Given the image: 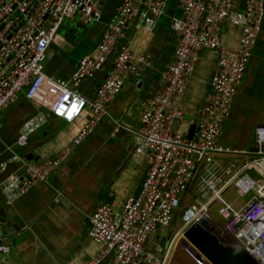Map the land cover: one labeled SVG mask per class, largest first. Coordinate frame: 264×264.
Returning <instances> with one entry per match:
<instances>
[{
  "label": "built area",
  "instance_id": "obj_1",
  "mask_svg": "<svg viewBox=\"0 0 264 264\" xmlns=\"http://www.w3.org/2000/svg\"><path fill=\"white\" fill-rule=\"evenodd\" d=\"M169 1L123 0L117 22L109 25L95 53L80 59L69 80H60L44 70L56 33L66 20L75 17L85 25L98 22L102 0H0V113L24 92L28 100L55 118L69 124L83 121L72 145L54 158L26 162L23 176L12 174L6 179L2 191L9 201L51 178L82 140L109 116L108 106L128 78L136 86L142 84V73L154 68V59L134 54L128 47L113 54L140 5L146 6L144 28L152 30ZM178 1L182 15L173 18L170 25L179 38L175 58L161 77L159 92L143 105L141 129L136 133L135 152L145 157L148 167L142 191L128 197L119 212L107 205L97 208L90 219L89 234L101 251L85 264H102L106 259V264H168L179 237L204 215L214 218L209 211L214 202L221 206L219 215L225 221L219 224L235 246L264 264V126L255 129L249 150H231L218 143L262 30L264 0H249L243 11L236 9L235 0ZM226 21L241 29L236 47L222 43V24ZM205 50L217 53L218 68L191 140L175 128V123L185 118L179 99L185 96L196 61ZM111 58L107 79L94 99H86L81 94L82 84L95 78ZM40 126L38 120L27 122L18 144L26 142ZM229 155L235 158L219 159ZM217 160L235 163L218 165ZM201 162L204 174L199 197L181 210ZM230 187L241 197L255 194L242 208L235 209L224 198ZM178 216L180 231L166 252L160 245L153 253L146 252L152 237L170 229Z\"/></svg>",
  "mask_w": 264,
  "mask_h": 264
},
{
  "label": "crops",
  "instance_id": "obj_2",
  "mask_svg": "<svg viewBox=\"0 0 264 264\" xmlns=\"http://www.w3.org/2000/svg\"><path fill=\"white\" fill-rule=\"evenodd\" d=\"M122 1L102 0L101 19L92 25L83 24L78 17L66 20L48 49L44 63L46 74L69 80L80 59L94 54L109 25L117 22L118 6ZM248 2L235 0V7L243 11ZM145 11L146 6L140 5L139 13L126 29L113 56L120 48L128 47L134 54L150 55L155 62L154 68L142 73L140 86L128 78L121 93L109 104V116L82 140L47 182L35 184L15 201H9L3 194L6 179L12 174L23 176L26 162L54 158L72 145L83 121L65 124L28 100L24 92L0 113V247L5 248V251L0 250V264L92 262L101 251L89 234L94 212L103 205L119 212L128 197L142 191L148 167L145 157L135 152L136 133L141 129L143 105L159 92L161 77L174 61L179 38L170 25L173 18L182 15L179 1L171 0L155 27L147 30L144 28ZM262 23L243 83L218 139L222 147L231 150H249L254 144L255 129L264 126V16ZM221 34L223 45L236 47L241 29L226 21ZM112 65L111 58L95 78L82 84L83 97L95 98ZM217 68V53L201 52L188 90L179 99L185 118L177 121L175 128L184 137H189L192 127L199 121ZM31 120H38L41 126L29 136L25 145V142L19 145L17 141L24 132V125ZM216 163L222 165L223 160ZM200 181L201 178L195 190L197 195L194 192L192 196L187 191L182 201L184 207L197 201ZM174 223L181 226L180 222ZM163 233L161 230L152 237L146 252L155 251ZM107 262L106 259L102 264Z\"/></svg>",
  "mask_w": 264,
  "mask_h": 264
},
{
  "label": "water",
  "instance_id": "obj_3",
  "mask_svg": "<svg viewBox=\"0 0 264 264\" xmlns=\"http://www.w3.org/2000/svg\"><path fill=\"white\" fill-rule=\"evenodd\" d=\"M195 131L194 126L189 133V139H193ZM119 133L124 135L122 131ZM117 137L120 138L119 134ZM220 158L234 159L235 156ZM29 159H32V156ZM203 168L204 162L200 164L189 186L188 193L192 196L202 176ZM186 207L182 205L181 210ZM168 264H258V262L245 250L235 246L234 240L224 232L217 220L204 215L177 240Z\"/></svg>",
  "mask_w": 264,
  "mask_h": 264
},
{
  "label": "rangeland",
  "instance_id": "obj_4",
  "mask_svg": "<svg viewBox=\"0 0 264 264\" xmlns=\"http://www.w3.org/2000/svg\"><path fill=\"white\" fill-rule=\"evenodd\" d=\"M64 123H65V121H64ZM65 124H67V123H65ZM26 143L27 142H25L23 145H25ZM232 163H235L234 160H223L224 165H229ZM239 166H240V164L237 165V168ZM195 193H196L195 195H197V192H195ZM254 194L255 193H252V194L245 195V196L241 197L236 193L234 188L230 187V189L224 194V198L229 203L233 204L235 209H240V208H242L244 203H246L247 201H249L252 198V196ZM220 207L221 206L219 205V203L214 202L210 206L209 211L215 220H217L220 224H224L225 223L224 219L219 215ZM175 221L181 222L180 216H178ZM179 231H180V228H177L175 223L171 226L170 230L169 229L164 230L163 237L160 239V242H159V245L163 247L164 252H166L171 238H172L171 241H173V239L177 238Z\"/></svg>",
  "mask_w": 264,
  "mask_h": 264
},
{
  "label": "trees",
  "instance_id": "obj_5",
  "mask_svg": "<svg viewBox=\"0 0 264 264\" xmlns=\"http://www.w3.org/2000/svg\"><path fill=\"white\" fill-rule=\"evenodd\" d=\"M180 223H181V222H180ZM179 227H181V226H177V228H179ZM171 240H172V238H171ZM171 240H170V242H171ZM170 242H169V243H170Z\"/></svg>",
  "mask_w": 264,
  "mask_h": 264
},
{
  "label": "bare ground",
  "instance_id": "obj_6",
  "mask_svg": "<svg viewBox=\"0 0 264 264\" xmlns=\"http://www.w3.org/2000/svg\"><path fill=\"white\" fill-rule=\"evenodd\" d=\"M240 259V258H239ZM238 260V259H237Z\"/></svg>",
  "mask_w": 264,
  "mask_h": 264
}]
</instances>
